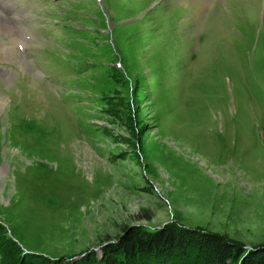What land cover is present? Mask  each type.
<instances>
[{"label": "rangeland", "instance_id": "374dc122", "mask_svg": "<svg viewBox=\"0 0 264 264\" xmlns=\"http://www.w3.org/2000/svg\"><path fill=\"white\" fill-rule=\"evenodd\" d=\"M8 1L0 226L28 260L138 225L264 243V0Z\"/></svg>", "mask_w": 264, "mask_h": 264}, {"label": "trees", "instance_id": "16d2710c", "mask_svg": "<svg viewBox=\"0 0 264 264\" xmlns=\"http://www.w3.org/2000/svg\"><path fill=\"white\" fill-rule=\"evenodd\" d=\"M116 239L102 243L99 252L88 250L76 260L49 262L40 257L33 261L0 226V264H264V243L246 248L239 241L199 227L171 223L147 232L140 225L131 226Z\"/></svg>", "mask_w": 264, "mask_h": 264}, {"label": "bare ground", "instance_id": "6f19581e", "mask_svg": "<svg viewBox=\"0 0 264 264\" xmlns=\"http://www.w3.org/2000/svg\"><path fill=\"white\" fill-rule=\"evenodd\" d=\"M6 2H10V1H8V0H0V10L3 11V12H4V8H9L10 7V5H8ZM0 21L2 22L3 20H0ZM11 21H12V19H11ZM3 22H5V21H3ZM5 27L8 28L11 31L15 30V32H17V29L15 28L16 26H11V25L8 24ZM21 34H23V33L21 32Z\"/></svg>", "mask_w": 264, "mask_h": 264}]
</instances>
